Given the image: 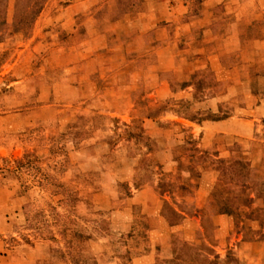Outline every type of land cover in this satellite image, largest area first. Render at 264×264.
Returning <instances> with one entry per match:
<instances>
[{
	"label": "rangeland",
	"instance_id": "1",
	"mask_svg": "<svg viewBox=\"0 0 264 264\" xmlns=\"http://www.w3.org/2000/svg\"><path fill=\"white\" fill-rule=\"evenodd\" d=\"M261 228L264 0H0V264H255Z\"/></svg>",
	"mask_w": 264,
	"mask_h": 264
},
{
	"label": "crops",
	"instance_id": "2",
	"mask_svg": "<svg viewBox=\"0 0 264 264\" xmlns=\"http://www.w3.org/2000/svg\"><path fill=\"white\" fill-rule=\"evenodd\" d=\"M180 228L182 229L183 227L180 226ZM237 240L238 241L235 244V249H236V255L238 256L240 260H246L247 258H250V256L252 255L250 261H248L249 263L252 262V260H255L256 257L258 258V261L255 264L264 263V261H262L261 259L263 257L257 256L258 253L261 254L262 252V251H259V248H257L258 247L257 245H262L264 243V228H261L258 232L254 234L247 232V231L242 232L240 237L237 238ZM252 247L255 248V253L253 250L249 251V248H252Z\"/></svg>",
	"mask_w": 264,
	"mask_h": 264
},
{
	"label": "trees",
	"instance_id": "3",
	"mask_svg": "<svg viewBox=\"0 0 264 264\" xmlns=\"http://www.w3.org/2000/svg\"><path fill=\"white\" fill-rule=\"evenodd\" d=\"M249 199H251V198H249ZM207 261H208L210 264H220V261H219L218 255H216L213 259L208 258Z\"/></svg>",
	"mask_w": 264,
	"mask_h": 264
}]
</instances>
